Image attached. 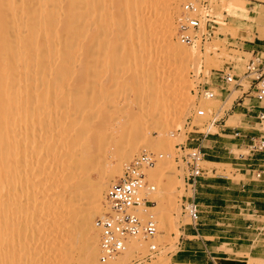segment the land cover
Here are the masks:
<instances>
[{"label": "bare ground", "instance_id": "bare-ground-1", "mask_svg": "<svg viewBox=\"0 0 264 264\" xmlns=\"http://www.w3.org/2000/svg\"><path fill=\"white\" fill-rule=\"evenodd\" d=\"M153 1L0 0V264L93 262L98 237L90 222L103 200L105 172L83 176L82 159L93 155L98 168L109 155L116 167L139 149L124 138L141 135L144 124L157 138L149 144L164 155L158 180L171 184L164 141L173 135L170 112L185 103L173 98L175 87L187 95L186 61L199 50L172 43L174 0L160 11L149 6ZM156 16L160 21L149 23ZM150 68L163 70L159 81ZM112 100L124 102L125 111L114 114L122 106L115 102V109ZM110 135L117 137L113 145ZM159 220L166 234L165 216ZM77 230L84 233L79 252L54 254V245ZM137 242L124 252L140 250Z\"/></svg>", "mask_w": 264, "mask_h": 264}, {"label": "rangeland", "instance_id": "rangeland-1", "mask_svg": "<svg viewBox=\"0 0 264 264\" xmlns=\"http://www.w3.org/2000/svg\"><path fill=\"white\" fill-rule=\"evenodd\" d=\"M158 1L155 4V6L157 5L156 7L153 6V3H155L154 1L149 2V6H153V8L159 9L157 11H160L161 8L168 7V3L171 2V0H167L168 3L165 0H160L162 2H159L160 5L158 7ZM164 2H166V6H164ZM173 2L175 3L172 4ZM173 2H171L170 5H178L176 10L174 8L175 13L172 14L174 35L171 41L173 45L178 44L185 50L190 49V51L193 52L194 50L199 51L186 61L187 65L191 66V68L187 67V79L185 78L187 80V95L180 94L178 86L175 87V95L173 98L177 102L182 98L185 103L182 102V108H176L175 106L170 112L173 113L172 119L169 118L171 119V124H173V127L171 125L173 128V130L171 129V134L173 135L167 140L169 142L164 141L166 144V157H168L166 158L168 161L166 166L167 170L172 174L169 176L172 179V182L171 184H167L158 180L156 171L159 168H163V166H161L162 163L160 162L162 158L156 159L153 167L148 168L151 173H146L148 181L153 182L157 190L152 198L157 201V204H162V206L156 205L157 208L155 207L153 209L154 212L156 211L157 226L160 225L159 218L164 215L169 228L165 234V232L162 233L163 231L159 229L160 227H157L159 229L158 234L154 240H152L157 245V251L155 254L146 257V242L138 240L137 243L139 247L142 245V248H139L140 250H138V248L132 249V251L131 249H128L127 253L124 252L118 255L121 258V262L119 263L171 264L170 256L176 250H185L186 247L184 246V243L186 244L190 242L189 240H196L188 236L189 232L187 230H181L183 229L182 226L188 221L185 217L180 216V197L187 196L190 193L185 192L182 185V171L184 165L181 163L180 157L185 154L186 151L179 152L176 149V146L181 145L185 150L187 148L195 147L198 140L194 141V139H199L202 134H207L205 139L215 142L208 143L205 141L201 143L202 147H207L208 149H202L206 151L205 153L207 156L202 157L198 162V168L202 173V178L198 180V183L203 186L196 188L194 200L201 204L202 195H199L200 191L204 192L205 190H209L208 196L213 201L212 207L205 208V204H201L200 210L203 212L199 215L201 226L197 228V232L200 235V232H203V230H212L211 232H205L204 234H207L210 237L202 240H204V244L214 246V248L210 249L213 251L210 256L214 259L211 261H205V259H203L198 264H249L253 259H259L264 264V237L260 236L258 233L259 229L264 227V211L260 212V209L256 208V206L252 207V204H256V202H264V200L261 199L264 198V174L256 178V172L251 173V169L255 167L246 166L250 163L261 164V161L255 162L253 160L264 159V157H259L257 155L250 156V152H248L246 146L243 145L236 147L229 146L228 144L234 142L230 139L231 137H216V134L222 133L220 128L226 127L244 128V130L254 128L256 130L264 131V121L261 123L257 120L252 121L251 118L242 116L239 114V110H235L231 106L232 103L240 97L241 92H243L242 98L252 99L249 79L243 80L240 88L228 86L229 94L226 96L225 100H222L224 94H222L216 87V77L219 70L239 77L242 76L245 70V65L251 58L249 52L241 49L242 42L251 40L255 36L264 40V0H174ZM187 2H203L206 4V12H201L199 14L198 34H208V37L204 42L197 41L194 45L188 47L182 46L177 42L175 39L174 28V22L178 17L177 15L180 12L181 6ZM157 17L159 19V16H156L154 19L153 17H149L150 19L148 18L147 20L149 23H153ZM158 19L156 20L157 23L160 21V19ZM206 19L211 20L212 23H206ZM173 45H170L165 49L167 51H172L174 49ZM158 48L159 47H157V49ZM261 56L264 58V54ZM154 65L156 64H152L154 69H156V67L161 68L160 65H157L156 67ZM226 67L227 69H225ZM161 69L158 71H161ZM152 71H154L156 75L153 74ZM158 71L156 72L150 68L151 80L154 79V81H159L161 79L157 77V73H160ZM116 80L120 83L121 78H117ZM116 80L114 82L115 84L117 83ZM203 87L210 88L214 93L212 99H203V97L199 95L198 92ZM129 99L131 100L132 96L128 97L126 103L130 101ZM245 102H247V100H245ZM111 103V106H115V104L119 107L120 105L122 106V104L125 106L124 102H121V104L115 100H112ZM118 106H115L114 108L118 109ZM124 106H122L121 109L119 108L118 110H115L117 113H114V111L113 113L121 114L125 111ZM196 110H202L204 116L196 118L194 116ZM215 112L218 114L217 118H219L221 122L218 120L211 124V120L214 119L212 114H215ZM168 117L169 115L167 118ZM144 126L141 129V135L138 136V133L133 135L134 137L128 136L127 138H124L125 140L133 141L132 145L139 146V149L131 151L127 157H121L116 163V167L111 166L112 163L109 155H106V159L100 167L95 168L98 163L94 164L92 167V164L94 163L92 159L95 160V158H92L94 156L90 154V156L86 155L83 157V167L80 168L79 171L83 176L88 173L95 176L96 172L100 173L101 170L104 171L105 175L102 174L104 173L102 171L101 174L103 175L102 181L105 184L106 190L108 184L120 176L123 166L133 156L141 152L162 155L160 150L153 149L149 144L151 139L155 142L157 138L154 134L152 137L150 136L147 124H144ZM107 133L109 134V130L106 128V135L109 136ZM111 137L114 139L112 143H109L113 145L117 140V137L110 135V138ZM110 144L106 147L111 146ZM112 148H106V150L108 149V151H111L114 149ZM162 157H164V155H162ZM99 168L100 171L98 170ZM115 171L118 175H113V172ZM207 182H209V185L212 186V188L207 189L204 187ZM162 189H164L165 192L161 193L160 191ZM99 204V209L96 212L97 214L102 208L101 201ZM158 207H162L163 209L161 208L160 210ZM162 210L166 211L165 214ZM96 213L92 216L90 222L93 229L92 222L97 215ZM187 228V225H184L183 230ZM83 235L84 233L80 230L70 232L65 237L64 243L60 244L58 247L54 245V254L57 252L61 254L78 253ZM131 241L132 239L130 240V243ZM96 242L98 243V238H96ZM128 246L126 249L130 248ZM97 254L98 252L96 253V256ZM54 259V264H62L58 258L55 257ZM114 264H117L116 258Z\"/></svg>", "mask_w": 264, "mask_h": 264}, {"label": "built area", "instance_id": "built-area-1", "mask_svg": "<svg viewBox=\"0 0 264 264\" xmlns=\"http://www.w3.org/2000/svg\"><path fill=\"white\" fill-rule=\"evenodd\" d=\"M205 6L206 4L203 2H187L181 6L179 15L174 22V28L175 39L182 46H192L197 41L204 42L207 39L208 34H198L199 14L206 12ZM205 21L209 24L212 23L208 19ZM261 55L250 53L251 58L246 63L241 77L222 70L218 71L216 77V87L224 94L222 100H225L229 94L228 86L240 88L242 81L249 79L251 97L257 104L252 109L259 123L264 121V58ZM198 93L203 99L214 97V93L208 87H203ZM194 116L201 118L204 113L202 110H196ZM212 116L214 117L213 123L218 120L221 122L217 118V113H213ZM246 148L250 152V156L264 154V134L257 139L251 138ZM176 149L179 152L186 151L180 157V161L184 165L182 185L184 191L190 193L180 197V216L185 217L188 221L184 225L196 232L197 228L201 226L200 206L194 200L197 181L202 178L198 162L205 155L199 146L185 150L181 145H177ZM160 157V154L138 153L123 166L120 176L108 184L103 195L102 208L92 222L98 233V254L90 264H114L115 258L125 251L126 245L131 239L146 242V257L156 253L157 245L152 240L157 236L158 230L156 213L153 210L155 201L151 199L156 191V186L153 182L147 181L144 172L151 168L155 160ZM253 172H256V178L262 174L261 170ZM183 229L181 230L183 231ZM258 233L264 237V227L260 228Z\"/></svg>", "mask_w": 264, "mask_h": 264}, {"label": "crops", "instance_id": "crops-1", "mask_svg": "<svg viewBox=\"0 0 264 264\" xmlns=\"http://www.w3.org/2000/svg\"><path fill=\"white\" fill-rule=\"evenodd\" d=\"M238 43V42H237ZM241 49L245 50L246 52L249 53H258V54H263L264 53V40L260 39L258 36L253 37L251 40H246L244 42L241 43ZM243 94L240 95V97L237 98L236 101H234V103H232V108L235 110H239V114H241L244 117L247 118H251L252 121L256 120L255 116H254V110L252 109L253 107H256V102L251 99V98H242ZM245 100H247V102H245ZM248 115V116H246ZM255 124V123H254ZM220 131H222V133L220 134H216V137H231L230 139H232V143L228 144L229 146H239V145H243L246 146L247 143L249 142V140L251 138L257 139L260 136H262L264 133L263 131L260 130H256L254 128H250L249 130H244V128H230V127H226V128H220ZM207 135L205 136H201L199 139L195 138L194 141L198 140V143L196 144L195 147H198L201 149V152L207 156V154L205 153V150L202 149H208L206 146V148L202 147V142L207 141L208 143L211 142H215L212 140H206ZM236 137V138H235ZM211 151V150H209ZM259 157H264V154H260L257 155ZM253 161L257 162V161H261V164H255V163H250L247 164V167H255L251 170H247V171H251V173L253 171L256 170H261L262 174H264V159H254ZM264 177V176H263ZM199 180V179H198ZM221 182V181H220ZM203 185L199 184L197 181L196 184V188L197 187H202ZM205 188H212V186L209 185V182H207L204 185ZM196 190V189H195ZM209 190H205L200 191L199 195H202L201 199H202V203L201 204H205V208H211L212 207V200L211 198H209L208 196ZM262 200H264V198H261ZM198 203V202H197ZM253 203V202H252ZM201 204L198 203V205L201 207ZM260 209L259 211L262 212L264 211V202H256V204H252V207H255ZM200 212L202 213L203 211L200 210ZM188 231V236L191 238H194L196 240H189L190 242L188 243H184V246L186 247L185 250H176L171 256H170V263L171 264H198L199 262H201L203 259H205V261H211L212 259H214L213 257L210 256L211 253H213L212 248H214V246L211 245H206L203 243L204 238H208L210 237L207 234H204L205 232H211V229H207V230H203V232L201 231L200 235L198 234V232H193L190 228H187L183 231ZM192 262V263H190Z\"/></svg>", "mask_w": 264, "mask_h": 264}]
</instances>
